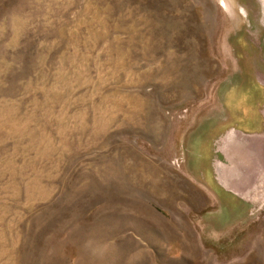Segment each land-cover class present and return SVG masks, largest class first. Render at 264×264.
<instances>
[{"label": "rangeland", "instance_id": "374dc122", "mask_svg": "<svg viewBox=\"0 0 264 264\" xmlns=\"http://www.w3.org/2000/svg\"><path fill=\"white\" fill-rule=\"evenodd\" d=\"M247 69L263 0H0V264H264L189 167Z\"/></svg>", "mask_w": 264, "mask_h": 264}, {"label": "water", "instance_id": "95a60500", "mask_svg": "<svg viewBox=\"0 0 264 264\" xmlns=\"http://www.w3.org/2000/svg\"><path fill=\"white\" fill-rule=\"evenodd\" d=\"M235 38L245 45L242 36ZM241 61L252 68L250 58ZM243 75L244 84L229 81L223 87L219 111L196 133L197 144L189 141L196 152L188 157L190 170L230 218L241 207L251 212L264 193V74L247 69Z\"/></svg>", "mask_w": 264, "mask_h": 264}, {"label": "crops", "instance_id": "0c3cea01", "mask_svg": "<svg viewBox=\"0 0 264 264\" xmlns=\"http://www.w3.org/2000/svg\"><path fill=\"white\" fill-rule=\"evenodd\" d=\"M210 191V190H209ZM211 192V191H210ZM214 196V195H213ZM264 193H262L260 196L257 197L256 201H255V205L263 204L264 205Z\"/></svg>", "mask_w": 264, "mask_h": 264}]
</instances>
